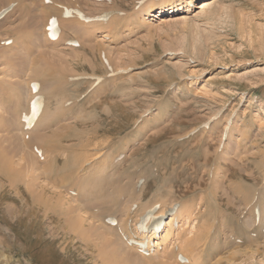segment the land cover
Instances as JSON below:
<instances>
[{"label":"rangeland","instance_id":"1","mask_svg":"<svg viewBox=\"0 0 264 264\" xmlns=\"http://www.w3.org/2000/svg\"><path fill=\"white\" fill-rule=\"evenodd\" d=\"M140 1L0 0V12L10 8L0 19V139L8 134L3 130L6 116L13 119L26 106L22 99L16 109L14 98L26 88L37 61L45 66L44 76L51 77L45 85L58 84L55 75L60 70L79 79L70 86L77 97L71 109L55 111L50 126L42 122L37 127L36 133L45 132L42 145L48 150L46 157L38 155L34 150L40 141L32 140L31 152L40 168L29 172L17 157L13 163V152L3 147L12 167L10 174L0 168V264H108L102 248L109 249L115 237L106 246L96 236V221L89 220L84 232L90 236L80 238L78 225L72 227L78 201L88 207L86 214L105 221L117 216L119 224L127 218L124 208L133 202H139L140 209L156 200V214L165 201L181 206L184 214L167 217L161 231L167 243L145 256L136 251L145 261L137 264H185L188 260L178 258L180 250L196 237H205V227L213 223L215 233L220 232L210 231V245L203 239V260L192 257L187 264H264L251 252H264V214L257 219L244 203L253 190L264 200V0H194L191 8L156 11L146 21L139 16L144 6L165 0H145L138 6ZM64 5L80 7L78 33L64 23L67 40H48L47 23L54 17L50 10L57 16ZM208 5L211 12L203 9ZM106 15L108 20L99 27L82 24L85 16ZM8 39L11 43L4 44ZM73 40L78 43L75 49ZM104 53L110 67L102 61ZM112 69L123 72L110 73ZM96 76L102 77L98 83ZM192 77L200 81L192 83ZM72 132L83 138L97 135L98 144H115L107 158L115 163L113 174L94 184V197L61 178L79 146L78 133ZM100 172L97 176L106 174ZM120 184L127 189L119 191ZM132 187L139 188L137 195L131 194ZM101 199L103 203L97 201ZM255 227L258 231L251 236L256 242L251 244L248 232ZM168 228L173 229L169 235ZM214 239L219 246L213 248Z\"/></svg>","mask_w":264,"mask_h":264},{"label":"bare ground","instance_id":"2","mask_svg":"<svg viewBox=\"0 0 264 264\" xmlns=\"http://www.w3.org/2000/svg\"><path fill=\"white\" fill-rule=\"evenodd\" d=\"M195 3L196 2L194 0H175V1H166L165 0V1H161L159 3L155 2V1H150L144 6L143 10L139 13L140 20H144V21L148 20L150 17L147 18V16L149 14L152 15L156 11L157 12L158 11L159 12L165 11V12H169V13H174V11H179V9L181 10L184 6L185 7L187 6V7L191 8V7H193L195 5ZM210 6L211 5H208V6L204 7L203 9H206V11H210L211 12V10L209 9ZM70 8H71L70 6H66L65 8L62 9V11L59 14H56L58 17L57 16L53 17V18L57 19L59 33H58L57 37H53V36L50 37L49 33H53V31H54V30H52L50 28V30L46 32V35H47V33L49 34L48 40H50L51 38H53V40L56 41V42H60L61 40H67L64 37V35H65L64 23H65V26H72V31L78 33V27H77V25H78V14L77 13L75 14L77 16V19H72V18H70V15L69 16L65 15L67 10L75 9L76 7L75 8L73 7L71 9ZM76 10L78 11L77 8H76ZM184 12H186V11L183 10V12H181V13H184ZM55 13H57V11ZM107 20H108V18L105 19V17H102L101 19H97L96 17H86L85 16V17H83V21L85 23L82 22V24L83 25L84 24H94L93 26L99 27V26H101V24H103ZM66 22H68V23L66 24ZM48 24H49V22L47 23V25ZM55 43H52V44H55ZM72 47H73V49L77 48L74 44H72ZM51 55H52V53H51ZM39 60H41V59H39ZM45 60H46V58H45ZM37 62H40V61H37ZM37 62H36L35 65H33L34 67H32L33 71L31 73L30 72L28 73L29 78H30V76H32L26 82V85L28 86V88H27V86H26V88L23 87L22 92L21 93L18 92V94L16 95V98H14L16 100H14L13 104H15L14 106H15L16 109L18 108V106H20L19 102L22 99H25V101H26L25 102L26 104H24V105H26L25 108L18 109L19 112H17L15 117L13 115V119L9 120L10 117H7V116L5 118L6 121L8 120V124H6V126L4 127L3 130H5L8 134H7V136L5 138L0 139V168H1L3 173L6 172V173L10 174V169H11L10 167H12V166L9 167L8 164H9L10 161L14 160V157H17V160L19 161V163H21L23 161L24 162L23 164L26 166V169L29 172L34 171L37 168H40V165H38L37 162H36L38 159L36 160V157L33 155V152H31L34 149V147H35V145H33L34 142H33V144L31 142H32V140H36L37 139L38 140L37 142L40 141V144L39 145L37 144L38 146H36V150L40 152L42 157L43 156L46 157L45 154H48L47 148L44 147L45 144L42 145V143H43L42 141H44V139H45V136H44L45 132H42L41 134H39V132L36 133V131L40 128L39 125L43 122L42 123V126H43V124L45 122V123H47L45 125L50 126L51 125V121L54 119L53 115L56 114V112L65 110V109L71 107L72 104L77 102L76 90H75V96H74L73 93L72 94L70 93V90H71L70 86L78 85V80H79L78 79V75H74L71 78H69L68 76L63 75L61 73V70H60V72L56 73V75H55V78L58 80V84L56 83L53 86H49V84L45 85V81L44 80L50 79L51 77L48 78L49 75H46L47 77L44 76L45 73H46L45 72L46 71L45 70V66L43 67L41 65H37V64H39ZM36 65H37V67H36ZM26 71H27V69H26ZM54 71L55 70L52 71L53 74L56 72V71L55 72ZM47 74H49V73H47ZM43 77H44V79L42 80L41 78H43ZM192 78H193L191 80L192 83L196 84V83H198L200 81L199 78H196V77L195 78L192 77ZM97 80H98V77L96 76L95 77V81H97ZM33 82H36L38 84L37 91H34L32 89L31 84ZM177 88H179V87H177ZM74 89H77V88H74ZM74 89H72V90H74ZM36 96H39V97L34 101V104H31L32 99L35 98ZM56 100L58 101L59 104H57L55 102ZM16 103H18V104H16ZM69 109H71V108H69ZM168 111H169V114H170L171 109H169ZM38 112H40V113H39V115L37 116V118L35 120L34 126L32 128H30L29 130L25 129L24 127H25L26 122L23 121V118L26 119L28 117H35ZM8 116H10V115H8ZM60 118L64 119V117H60ZM37 127H38V129H37ZM44 128H48V127L44 126ZM12 130H14V131H12ZM77 133H75V134H77ZM27 134H32V136H28L27 137ZM34 134H35V136H33ZM57 134H61V131H60V133H57ZM26 137L29 138V140H30L29 142H28V139L25 140ZM72 137H73V135H72ZM83 137H84V135H82V133H78L79 146H78V150L76 149L77 150L76 151L77 154L72 152V153L75 154V157H72V159L69 161V165L67 167V171H65V172L62 171L61 174H64L65 176H63L61 178H63L64 181H67L68 182L67 184H69V182L73 183L74 186L77 187L76 190H78V192H79V190L81 188L82 189L85 188L86 190H85L84 194L87 195V197H88V196H91V195L92 196L95 195V192L97 191L96 189H95L96 191L93 190V186L95 188L97 187V186L94 185L95 183L98 184V183H100V182H98L99 180H101V182H102L103 179H105V178H107V177H109L110 175L113 174V170H114L113 166H114L115 163L114 162H109L107 158L110 157L113 154V152L115 150V147H114L115 144L112 141L108 142V143L98 144L100 142L99 141L97 142V140H96L98 138L97 135H91L89 137L85 136L86 138H83ZM53 144H52V146H53ZM31 146L33 147V149H31ZM3 147H5L7 150L10 149L13 152V153H10L11 155H9L10 161L7 160V156H6L5 151H3ZM60 147L62 148L61 145H60ZM67 149H69V148H67ZM52 151H54V150H52ZM52 151H51V153H52ZM34 152H36V151L34 150ZM54 153L56 154V150H55ZM72 153H70L68 155V160L70 159L69 157H71L70 155H72ZM50 157H52V156H50ZM78 160H80V161L78 162ZM53 162H55V160H53ZM263 162H264V157H263ZM13 163H14V161H13ZM49 163H51V162H49ZM100 164H104L103 167L102 166L101 167L100 166L97 167ZM51 165L53 167V164H51ZM43 167H45V166H43ZM101 170H105L106 174L105 175L102 174V175H98L97 176V174L101 173L100 172ZM136 170H138V169H136ZM102 173H104V171H102ZM52 179H53V177H52ZM76 179H78V182H76ZM60 180H62V179H60ZM64 181H63V183H64ZM121 181H122V179L119 178V181H117L116 184L118 185L119 182H121ZM132 181H133V179H132ZM137 183H139V182H137ZM134 186H136L135 182H134ZM138 186L139 185L137 184V187ZM133 187L131 188L132 190L130 189V191H132V193H131L132 195L134 194L133 191H135V194L137 193L136 190L139 191V188L136 187V190H134L135 188H133ZM118 188H119V191L122 190V189L123 190L127 189V187H125V185H123V184H120L118 186ZM115 191H117V190L115 189ZM119 191H118V194H119ZM124 192H126V191H124ZM140 193H141V191L139 192V195H140ZM120 194H122V193L120 192ZM127 197H128V194H127ZM107 199H111V198L109 197ZM117 199L121 200V198H119V197H117ZM154 199H156V198H154ZM160 199H161V197H160ZM104 200L101 199V200H97V201L98 202L102 201L101 203H103ZM116 200L114 202H116ZM128 200L130 201V199H128ZM165 200H163V201H165ZM90 202H92V201H88V204ZM93 202H96V200L93 201ZM114 202L112 204H114ZM156 202H159V201L158 200L154 201V203H156ZM117 203H120V201L117 202ZM138 203L136 204V207H138ZM151 203H152V201H151ZM151 203L149 205L145 204V207H143V208H142V206H144V204H142L141 208L140 209H136V210L133 209V206L135 205L134 202L132 204H130L129 207L126 205L127 207L124 208V209H126V213H124V214L127 215V216H125L124 214H123V216H125L127 218L121 219L120 223L117 226L116 224L115 225H112V224L108 225V223L105 221L104 217L99 220L97 216H92V215H90V213L86 214L85 210H87L86 208H88V207L84 208V206L81 204V202L78 201V219H76L78 221L72 220V224H74V225H72V227L75 226V225H78V227H77L78 228V230H77L78 231V236H80V238H82V239H84V238L86 239L90 235H89V233H85L84 232V223L86 221H89V220H94V221L98 222L99 223L98 225L96 224V222H93L92 225L96 229H98V232L96 233V236H98L100 238V240H102V238H103V241L105 242L106 246H108V244H110V241L112 239L111 237H115V239L113 241H111L113 244L109 246V249H107V247L102 248V250H104L103 253H104L106 261L109 262V263H112V264H137L140 259L142 260V258L138 256V253L136 251L140 252V254L145 256L146 253H147L145 251L156 249L159 246L162 247L163 245H165L167 243V240L165 239L166 235L162 236L161 232H157V231H154V230H151V229L149 230V227L152 226V225H155V223H157L161 217L166 216L168 211H170L172 209H174V212L172 214V218L173 219L181 218L180 216L184 214V211H181L183 209L179 208L181 206H178L175 203L171 204V203H168V202L165 201V202L161 203V207L162 208H160V211L157 214L155 213L156 215H154L152 217L150 216L149 221H147L146 227H145L147 230H145L144 232L143 231H139L140 230V228H139L140 225L139 224L143 222V219H144L146 213L150 209L153 208V204L154 203H152V204ZM244 203H245V207L248 209V211L251 214L255 215L257 218H260L262 216V214H264V205H262V203H264V200H262V199L260 200V197H259V194H258L257 190H253L251 193H248V195L245 196ZM90 204H92V203H90ZM258 206H261V209ZM139 207H140V205H139ZM97 208H99V207H97ZM95 210L99 212V210H97V209H95ZM95 210L93 209V213L94 212L96 213ZM133 210H134V212L135 211L136 212L134 213ZM138 211H140L139 212L140 214L137 213ZM121 213H123V212H121ZM133 213L134 214L137 213V215H138L137 219L133 218L135 215L132 217ZM84 214H86V216ZM91 214H92V212H91ZM75 218H77V217H75ZM134 219H135V222L133 221ZM132 221L134 222L133 225H134L135 229L134 228L133 229L135 231L132 230ZM213 224L210 225V226L205 227L207 229L206 232H208L205 237H200V236L196 237L195 239L189 241L186 244L185 248H182L180 250V252L178 254V257L179 256H183L186 260H188V262H186L185 264L191 262L190 258H192V257H198V259L202 258V256H201L202 252H203L204 248L206 249V245L204 243H202V241H203L204 238H205L206 242L208 241V239H209L208 236H209V234L211 235L210 231H212V233H215V230H213V227H214L215 224L214 225ZM165 227H166V225L164 226V228ZM228 227L229 226H226L225 228L229 229ZM231 228L233 230H235L234 227H231ZM172 230H173L172 228H168L167 235L171 234L173 232ZM136 231H137V233H136ZM241 231H243L242 228H241ZM257 231H258V229H256V227H255L254 229H252L251 231L248 232V235H249L248 238H250V240H251L250 241L248 239L249 243L254 244L256 242L255 237H252L253 235L251 233L257 232ZM218 232H220L219 229L217 230V234L215 233V235H218ZM256 234L257 233H255V235ZM146 236H150L151 239H147ZM209 241H208V243H209ZM242 241H244V240H242ZM242 241H241V243H242ZM216 242H218L217 239H214L212 241V244H213L212 247L213 248L216 247V246H219V244L216 243ZM210 243H209V245H210ZM237 243H239V242L237 241ZM141 244H146L147 248L141 249L140 248ZM203 246H204V248H203ZM131 248H133V249H131ZM205 252H206V250H205ZM251 252H252V254L253 253H257V255L260 257V259L263 260V262H264V252H263V254L262 253L259 254L258 250H253ZM203 254L205 255V253H203ZM211 256H212V253H211ZM202 260H203V258H202ZM142 261H143V263L145 262L144 259ZM104 264H105V262H104Z\"/></svg>","mask_w":264,"mask_h":264}]
</instances>
